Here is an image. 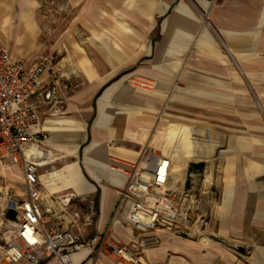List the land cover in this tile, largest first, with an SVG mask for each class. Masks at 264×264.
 <instances>
[{"label":"crops","instance_id":"obj_1","mask_svg":"<svg viewBox=\"0 0 264 264\" xmlns=\"http://www.w3.org/2000/svg\"><path fill=\"white\" fill-rule=\"evenodd\" d=\"M52 1L51 39L45 9L41 27L22 10L6 17L8 28L36 25L38 41H52L40 60L26 59L27 68L48 67L32 97L42 139L29 147L42 193L93 199L103 231L124 172L173 124L185 126L200 143L187 163L216 170L211 243L157 229L160 243L145 261L264 264V217L254 213L264 210V0ZM142 80L147 90L135 86ZM112 235L121 243L144 237L119 225ZM236 242L246 251L234 253Z\"/></svg>","mask_w":264,"mask_h":264},{"label":"built area","instance_id":"obj_2","mask_svg":"<svg viewBox=\"0 0 264 264\" xmlns=\"http://www.w3.org/2000/svg\"><path fill=\"white\" fill-rule=\"evenodd\" d=\"M26 65L25 58L0 49V161L18 165L25 183L21 198L15 199L16 222L0 264L23 259L30 264H103V255L121 264H148L145 246L155 241L149 233L162 229L193 235L198 223L208 224L207 193L194 187V177L190 187L185 177L180 189L170 188L172 159L161 148L143 149L124 172L125 185L117 190V204L103 231L95 230L98 213L93 199L67 193L47 195L44 201L38 164L31 160L29 147L42 139V120L32 97L43 88L48 67L43 62ZM135 83L142 90L150 86L145 80ZM116 225L144 237L121 243L112 235ZM82 252L85 257L79 256Z\"/></svg>","mask_w":264,"mask_h":264},{"label":"rangeland","instance_id":"obj_3","mask_svg":"<svg viewBox=\"0 0 264 264\" xmlns=\"http://www.w3.org/2000/svg\"><path fill=\"white\" fill-rule=\"evenodd\" d=\"M31 0H0V47L5 48L13 55L21 56L25 59L37 61L41 59V56L43 55L44 49H43V43L46 42V46L51 44L52 41H38L37 39V32L38 29L35 25V28L33 30L30 29H11L6 26V17L10 15L11 10H22L27 14V16H30V18L35 19L38 21V24L41 27L42 22V10L46 12V29L44 30V33L47 38H52V0H35L37 1V4L33 6V4H29ZM34 21V20H33ZM42 33V32H41ZM196 147L199 146V142L193 140ZM196 142V143H195ZM157 152L160 151V147L164 145V141L162 145L160 146L158 142L155 143ZM197 144V145H196ZM196 153L192 156L195 157ZM0 162V221L2 219V222L0 223V246L3 248L5 246L6 241L9 239L7 238L9 232L3 233L4 230H7L10 228V225L8 223V220H12L7 218V209L10 207L15 208L16 200L20 199L23 192L25 191V183L21 179V174L19 170H16V168L13 165H10V162L4 163ZM190 163V162H189ZM189 163L186 164V171H185V177L187 173V169L189 166ZM9 168L11 170H9ZM214 172V173H213ZM206 174L211 175V182L209 186L213 183L215 180L214 177H217L215 175L214 168H212L209 171H205L204 177ZM221 176V174H220ZM219 191L217 188H212L207 191V194L205 195L207 200L209 199V204L206 206V214H207V223L205 226V232H203L202 237H206L210 243L211 240L209 239L208 235L211 233V231L214 229L215 223L212 220L211 216V209L212 206L217 205V203L214 201L215 198L218 197ZM16 199V200H15ZM255 215L264 217V210L257 209L255 212ZM264 220V219H262ZM16 221V220H15ZM261 222V221H259ZM202 223H198L197 225H202ZM197 227V226H196ZM208 234V235H207ZM147 236H154L155 241L154 243H150L147 246H145V255L147 254L148 250L153 247H157L160 243V238L157 234L149 233ZM194 239H199V234L195 233L192 235ZM143 238V237H141ZM141 238L139 240H141ZM260 240V239H259ZM260 242V241H258ZM202 246V245H201ZM207 246V245H206ZM238 246H240L237 242L233 245L234 253H242L245 252L246 249L243 246H240L239 249ZM254 247L258 249H262L254 245ZM2 250V249H1ZM149 262V261H148ZM151 264V263H149Z\"/></svg>","mask_w":264,"mask_h":264},{"label":"bare ground","instance_id":"obj_4","mask_svg":"<svg viewBox=\"0 0 264 264\" xmlns=\"http://www.w3.org/2000/svg\"><path fill=\"white\" fill-rule=\"evenodd\" d=\"M173 125H172V127H170L168 129L167 135L164 139V145H163V147L161 146L160 148H161L164 155H168L172 159L171 178L169 181L170 188L180 189L182 186V183L185 179V171H186V166H187L186 164H188L187 162L191 160L190 158L195 153L198 152L197 148H199V147L195 146V144L193 142V138H192L193 136L192 137L190 136V131L188 130V128H186L185 126L183 127L181 125L180 126H176V125L173 126ZM194 133H196V132H194ZM205 141H207V140H205ZM199 146H200V144H199ZM204 151H201V152H204ZM202 154H204V153H202ZM197 155H198V153H197ZM213 165H214V163H213ZM210 166H212V164ZM212 168H214V167L212 166ZM205 171H207V170L205 169ZM205 171L203 172L202 175L194 177L193 183H194L195 188H199V189L203 190L205 193H207V191L210 187L209 184L211 182V175L206 174V176L204 177ZM209 199H210V197L208 198V202H209ZM43 200L48 201L47 195H43ZM210 202H209V204H211ZM15 208H16V205H15ZM15 220L14 219L8 220L10 228H8L7 230H4L3 233L9 232V234H10V232L12 230V226L15 225V222H16ZM1 222H2V219H1L0 223ZM200 223H202V222H200ZM205 226H206V224L203 223L202 225H197V227H196V230L200 236L198 239V243L201 245H204V246H206V245L209 246L210 241L206 237H202V235H203L202 233L205 232V230H206ZM165 231H168V230H165ZM8 237H9V235L7 236V238ZM1 249L2 248L0 246V260L3 257V252Z\"/></svg>","mask_w":264,"mask_h":264},{"label":"water","instance_id":"obj_5","mask_svg":"<svg viewBox=\"0 0 264 264\" xmlns=\"http://www.w3.org/2000/svg\"><path fill=\"white\" fill-rule=\"evenodd\" d=\"M204 167L205 164L204 162H190L188 169H187V173H186V187H190L191 185V180L193 177H197L203 174L204 172ZM7 218L9 219H16L17 216V212L14 208L10 207L9 209H7ZM183 236H187L186 233H182ZM238 248L240 249L241 247L238 246Z\"/></svg>","mask_w":264,"mask_h":264}]
</instances>
